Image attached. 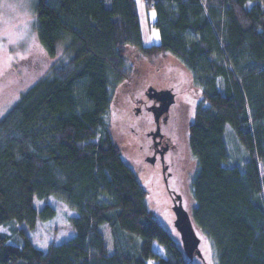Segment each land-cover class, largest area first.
Instances as JSON below:
<instances>
[{
    "label": "trees",
    "instance_id": "1",
    "mask_svg": "<svg viewBox=\"0 0 264 264\" xmlns=\"http://www.w3.org/2000/svg\"><path fill=\"white\" fill-rule=\"evenodd\" d=\"M109 1L37 2L36 46L71 59L0 119V226L14 231L0 232V264H216L190 256L180 232L159 220L112 134L106 115L133 79L132 52L154 68L175 57L191 76L189 211L217 264H264V0H146L161 34L150 45L137 0ZM228 126L243 164L231 162ZM51 195L76 211L75 236L45 251L21 229V244L19 225L34 229L56 215L52 204L36 205Z\"/></svg>",
    "mask_w": 264,
    "mask_h": 264
},
{
    "label": "rangeland",
    "instance_id": "2",
    "mask_svg": "<svg viewBox=\"0 0 264 264\" xmlns=\"http://www.w3.org/2000/svg\"><path fill=\"white\" fill-rule=\"evenodd\" d=\"M37 2L38 0H0V119L29 87L54 69L68 65L71 59V54L63 49H60L57 57L50 58L36 46ZM106 2L110 5L109 0ZM137 9L143 43H160V30L155 25V7L149 6L146 0H137ZM129 63L136 64L133 79L129 85L113 93L106 118L123 157L132 165L138 179L149 188L146 203L157 210L159 220L176 236L172 200L163 172V162L158 160L157 163H151L148 159L151 154L148 149L149 134L156 127L154 110L144 108L140 113L136 106L139 105L138 97L148 98L146 91L149 87L173 92L175 101L168 113L166 112L168 118L161 122L160 127L162 135L171 144L170 151L164 156V162L168 169L169 184L178 188L181 182V191L188 200L189 210L193 200L189 194L188 178L194 167V160L187 145V128L194 118L198 98L193 93L190 74L175 57L161 58L154 68L145 60L137 59L136 53L132 52ZM226 142L231 162L243 164V150L229 126L226 130ZM47 202L57 209L56 215L48 221H39L34 229L26 224H18L17 236L22 240L21 244L25 240L21 229L26 231L38 248L45 251L51 243H60L75 236L72 216L76 211L66 199L57 195H51L47 200H38L36 205L41 208ZM0 232L12 234L14 231L10 226H0ZM198 234L203 257L208 262L217 264L213 243L200 231ZM105 235L110 242L108 228ZM154 248L163 253V248L157 241L154 242ZM200 257L202 256L197 254L196 258Z\"/></svg>",
    "mask_w": 264,
    "mask_h": 264
},
{
    "label": "water",
    "instance_id": "3",
    "mask_svg": "<svg viewBox=\"0 0 264 264\" xmlns=\"http://www.w3.org/2000/svg\"><path fill=\"white\" fill-rule=\"evenodd\" d=\"M147 95L150 98H156L160 101V105L154 108V116L156 122L158 123L156 131L153 133L154 136H157L160 131L159 119L162 114L169 111L171 105L175 101V96L171 90L159 91L154 87H149L147 91ZM174 210L176 212V220L175 225L180 232L181 239L185 246L186 252L193 256L194 253H197L202 256V252L200 249L201 238L198 234L197 228L194 226L190 211L184 207L182 204L181 197H179V202H176L174 206Z\"/></svg>",
    "mask_w": 264,
    "mask_h": 264
},
{
    "label": "flooded vegetation",
    "instance_id": "4",
    "mask_svg": "<svg viewBox=\"0 0 264 264\" xmlns=\"http://www.w3.org/2000/svg\"><path fill=\"white\" fill-rule=\"evenodd\" d=\"M139 102H138L139 105L136 106V109L138 108L137 109L138 112H140V111L142 112L143 108H145L146 110H148V109L154 110V108H156L161 103L160 101H158V99H156L154 97L153 98L148 97L147 99H141ZM167 113L161 115V117L159 119L160 127H161V122L168 118V114ZM154 118H155V116H154ZM155 122H156V119H155ZM157 126H158V123L156 122L155 129H153V131H151L150 134H149L150 141L148 142V149L151 151V154L148 156V159H149V161L151 163H157L158 160L163 162V166H164L163 167V169H164L163 172H164L165 180H166L167 187H168V190H169V193H170V196H171V200H172V209H173V213H174V225H175L176 212L174 210V206L176 205V202H179V197H181L182 204L184 205V207L186 209H188V200H187L185 194L182 193V191H181V182H180L179 178H178V180L180 182V185H178V188L177 187H172L169 184V182H168L169 175H167L168 174V169H167V165L164 162V156L166 155V153H168L170 151L171 144L164 137V135H162L161 132L157 136L153 135V133L157 129ZM160 131H161V128H160ZM175 227H176V225H175ZM176 230H177V233H178L177 227H176ZM184 248H185V246H184Z\"/></svg>",
    "mask_w": 264,
    "mask_h": 264
}]
</instances>
